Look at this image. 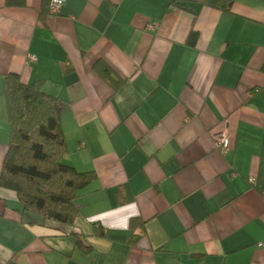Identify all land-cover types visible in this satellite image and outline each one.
I'll use <instances>...</instances> for the list:
<instances>
[{
  "label": "crops",
  "instance_id": "1",
  "mask_svg": "<svg viewBox=\"0 0 264 264\" xmlns=\"http://www.w3.org/2000/svg\"><path fill=\"white\" fill-rule=\"evenodd\" d=\"M173 1L0 0V173L16 73L97 174L72 225L0 186V264H264V0Z\"/></svg>",
  "mask_w": 264,
  "mask_h": 264
},
{
  "label": "trees",
  "instance_id": "2",
  "mask_svg": "<svg viewBox=\"0 0 264 264\" xmlns=\"http://www.w3.org/2000/svg\"><path fill=\"white\" fill-rule=\"evenodd\" d=\"M104 77L114 90L124 82L108 67ZM4 95L10 143L0 186L16 191L22 214L31 212L41 220L74 224L79 214L76 199L97 174L79 171L64 161L69 147L62 126V101L44 91L42 79L24 83L16 73L5 75ZM72 233L83 247L80 234Z\"/></svg>",
  "mask_w": 264,
  "mask_h": 264
},
{
  "label": "built area",
  "instance_id": "3",
  "mask_svg": "<svg viewBox=\"0 0 264 264\" xmlns=\"http://www.w3.org/2000/svg\"><path fill=\"white\" fill-rule=\"evenodd\" d=\"M66 0H50V12L58 13L60 11L61 6L65 3ZM215 148L226 151L231 146V136L229 128H224L221 132L217 133L214 138ZM250 181L253 182L254 179L250 178Z\"/></svg>",
  "mask_w": 264,
  "mask_h": 264
}]
</instances>
